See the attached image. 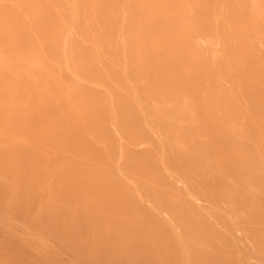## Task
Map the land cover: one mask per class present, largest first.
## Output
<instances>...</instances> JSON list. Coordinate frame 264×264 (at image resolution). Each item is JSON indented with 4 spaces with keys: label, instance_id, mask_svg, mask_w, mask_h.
Returning <instances> with one entry per match:
<instances>
[{
    "label": "bare ground",
    "instance_id": "6f19581e",
    "mask_svg": "<svg viewBox=\"0 0 264 264\" xmlns=\"http://www.w3.org/2000/svg\"><path fill=\"white\" fill-rule=\"evenodd\" d=\"M0 264H264V0H0Z\"/></svg>",
    "mask_w": 264,
    "mask_h": 264
}]
</instances>
